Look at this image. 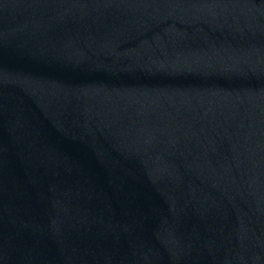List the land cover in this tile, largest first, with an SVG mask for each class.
I'll return each instance as SVG.
<instances>
[{
	"label": "water",
	"instance_id": "95a60500",
	"mask_svg": "<svg viewBox=\"0 0 264 264\" xmlns=\"http://www.w3.org/2000/svg\"><path fill=\"white\" fill-rule=\"evenodd\" d=\"M0 264H264V0H0Z\"/></svg>",
	"mask_w": 264,
	"mask_h": 264
}]
</instances>
